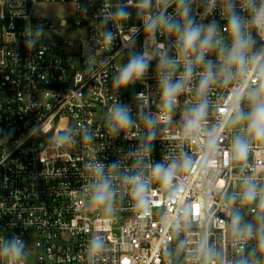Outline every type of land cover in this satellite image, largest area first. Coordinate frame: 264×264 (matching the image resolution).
Segmentation results:
<instances>
[{
  "label": "built area",
  "instance_id": "built-area-1",
  "mask_svg": "<svg viewBox=\"0 0 264 264\" xmlns=\"http://www.w3.org/2000/svg\"><path fill=\"white\" fill-rule=\"evenodd\" d=\"M126 2L0 0V238L17 236L24 242L25 255L17 264H235L240 259L264 264L256 233L259 201L242 205L237 199L230 204L224 198L225 193H240L249 176L264 187V145L254 142L247 161H232L233 131L218 130L232 94L254 84L264 69L250 66L231 83L213 84L205 122L198 133L185 136L184 116L196 102L200 77L193 76L188 90L178 97L171 121L165 122L158 45L174 59L176 37L157 32L150 38L142 16L134 17L136 26L112 18L102 23ZM241 2L235 0L237 10L247 17ZM152 3L157 13V0ZM38 4L70 5V22L34 18ZM206 8L207 0L192 4L196 22L206 26L215 21L230 43L223 32L227 21L220 0L211 12ZM174 12L175 4L167 14ZM69 30L78 32L77 43L54 38ZM105 32L114 36L110 45L104 42ZM252 36L254 51L264 48L255 29ZM142 52L153 56L145 76L126 88H115L118 69ZM206 59L219 63L216 52ZM183 70L181 64L173 82ZM202 71V66L195 69ZM117 103L131 109L134 126L112 135L106 119ZM65 133L71 134V143L59 140ZM150 133L154 139L148 141ZM213 136L214 148L209 145ZM145 144L150 151L134 168L135 158L129 153ZM185 156L193 161L191 169L181 167ZM96 162L103 163L106 172L108 165L119 164L111 213L92 206L86 190L91 180L86 165ZM157 163H175L176 178L170 187L153 180L147 205L137 208L119 177L137 172L150 176ZM234 212L242 223L253 226L252 238L240 241L233 236ZM96 239L102 246L93 250ZM0 264H8L7 259L0 258Z\"/></svg>",
  "mask_w": 264,
  "mask_h": 264
},
{
  "label": "clouds",
  "instance_id": "clouds-1",
  "mask_svg": "<svg viewBox=\"0 0 264 264\" xmlns=\"http://www.w3.org/2000/svg\"><path fill=\"white\" fill-rule=\"evenodd\" d=\"M195 0H157L159 11L152 12V0H127L118 4L114 13L105 16L102 23L109 18L117 20L128 19L131 15L128 7H135L137 14L143 18L144 32L150 38H155L157 32L174 35L175 46L178 51L176 58H169L163 44L158 48L162 50L159 55L158 67L160 72L159 86L161 89V109L166 114L165 122L171 121V113L178 104V97L188 90L190 81L194 75H199V84L196 89V102L188 109L184 116L185 136L198 133L208 115V93L213 84H227L235 80L240 74L245 73L250 66L264 69V48L255 50L256 41L252 36L255 29L264 40V0H242L240 9L249 15L244 17L237 10L235 0H220L221 14L226 18L223 32L230 37V43H226L215 21L208 25L196 22L192 14V4ZM175 4V12L167 14V10ZM217 0H207L206 12H211L216 7ZM179 17V19H176ZM134 31H137L134 29ZM104 42L111 44L114 36L111 32H105ZM209 52H216L218 65L206 59ZM153 58L148 52L131 55L127 64L118 69V75L114 77L115 88H126L130 83H135L145 76L149 62ZM183 65V72L173 82L176 69ZM203 67V71L196 73L197 67ZM138 95H142L138 94ZM246 103L247 110L243 105ZM131 109L125 104H114L108 110L106 124L109 134L115 135L122 130L134 126ZM147 119V118H146ZM149 126L152 120L147 119ZM239 131L232 141L229 157L232 161H247L253 143L264 145V71L260 72L257 80L251 86L245 84L237 88L230 98V104L225 112L224 120L218 125V130L224 127L235 128ZM85 139L91 136L85 133ZM148 141L154 139V133L147 137ZM62 143H71L72 136L65 133L59 137ZM215 136L209 141L211 147H215ZM150 151L148 144L130 152L129 156L135 158L134 168L138 167L144 155ZM193 161L185 156L181 167L191 169ZM105 165L100 162L90 163L86 168L91 173V180L86 185L90 203L94 207H102L105 213H111L117 190L114 181L117 179L118 163ZM176 164L165 167L157 163L151 168V175L144 176L142 172L124 174L120 176L122 187L126 188L135 201L137 208H143L148 203V194L153 180L160 182L165 187H170L176 178ZM225 200L234 204L237 199L242 205L259 201L261 210L259 216L260 227L256 230L259 240V249L264 252V187H258L255 176H249L242 182L240 193L232 195L224 194ZM187 215V212L185 213ZM198 215V213H194ZM232 234L238 240L243 241L254 235L251 224L242 223L239 212H234L231 217ZM101 242L96 239L92 242V249L98 250ZM24 242L17 236L11 239L0 238V258H6L8 264H17L25 255ZM219 255V253H217ZM235 264H249L245 259H240Z\"/></svg>",
  "mask_w": 264,
  "mask_h": 264
},
{
  "label": "rangeland",
  "instance_id": "rangeland-1",
  "mask_svg": "<svg viewBox=\"0 0 264 264\" xmlns=\"http://www.w3.org/2000/svg\"><path fill=\"white\" fill-rule=\"evenodd\" d=\"M116 11V9L113 10V13ZM128 12L131 13L130 17L127 20H123L122 24L124 26H136L139 21L134 19V17H138L140 15L137 14L136 8H129L127 9ZM71 13L72 8L70 5H62V4H38L32 11V15L36 19H44L48 20L50 22H53L54 24H57L60 20H66L70 22L71 20ZM55 39H58L59 41H74L77 43L78 41V32L75 30H69L64 33L62 37H54ZM244 109L247 110L246 103L243 105ZM233 131V138L237 135L239 131V126L235 128H229Z\"/></svg>",
  "mask_w": 264,
  "mask_h": 264
}]
</instances>
